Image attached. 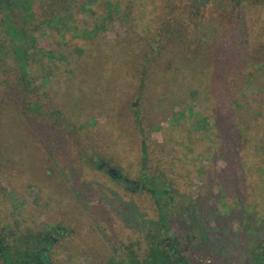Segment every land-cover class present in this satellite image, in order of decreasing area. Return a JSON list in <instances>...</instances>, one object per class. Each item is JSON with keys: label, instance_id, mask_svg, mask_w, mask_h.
<instances>
[{"label": "rangeland", "instance_id": "rangeland-1", "mask_svg": "<svg viewBox=\"0 0 264 264\" xmlns=\"http://www.w3.org/2000/svg\"><path fill=\"white\" fill-rule=\"evenodd\" d=\"M30 11L27 97L0 12V232L14 245L51 232L50 264H129L153 240L188 264H250L264 239V6L30 0ZM256 74L261 83L250 85ZM135 104L146 167L178 194L167 244L141 185Z\"/></svg>", "mask_w": 264, "mask_h": 264}, {"label": "trees", "instance_id": "trees-1", "mask_svg": "<svg viewBox=\"0 0 264 264\" xmlns=\"http://www.w3.org/2000/svg\"><path fill=\"white\" fill-rule=\"evenodd\" d=\"M233 6L238 7L245 4H252L254 6H264V0H229ZM15 0H0V12L3 15L2 25H4L7 34L12 38L13 41V56L17 67L20 71V78L17 82V87L23 90V95L25 97L29 94H33V73L28 67V58L31 56L27 54L32 48V43L35 42L34 37L29 34L28 29H24L27 26L28 17L31 18L30 11V0H21L18 4L20 11L22 13L24 26L17 28L11 22V12H13V7L17 6V3H13ZM13 3V4H12ZM1 25V26H2ZM0 26V27H1ZM28 47V48H27ZM40 55H44L48 61L53 62L62 59V56L56 55L52 50L44 51L38 50ZM143 79L146 77V73H142ZM247 82L250 85H257L261 83V75L256 74L249 76ZM142 87L139 90V97L142 92ZM255 87L252 92L256 93ZM239 93L234 90L232 94L233 105L236 109L241 110L243 106L239 101ZM138 104H135L134 120L139 128V132L142 136L143 144V166L141 169L142 188L147 191L154 200V203L158 209L159 219L157 221V226L159 230H162L165 234V238L162 239L164 244L171 241L174 237L170 235L169 222L171 219V212L173 208H176V197L177 192L171 190L170 184L167 182V178L162 173L154 174L149 172L146 167L147 160V148L145 145V133L142 128L141 114L140 110L137 109ZM25 109L30 112H35L38 109V104L35 102H30V100H24ZM243 121H238L237 129L239 131L240 137H242L246 142H249L250 136L244 127ZM191 202V201H190ZM194 206V203H191ZM192 210V209H191ZM177 212H182L183 214H188V207L179 209ZM193 212V210H192ZM55 232V233H54ZM54 234H58L59 230L55 229ZM55 240L51 232L45 234H38L36 236H27L23 240H18L14 245L10 242V239L4 236L0 232V259L2 264H50L47 259V253L49 246L54 244ZM173 246V244H171ZM166 245L168 250L161 248L160 243H155L151 241L149 246V252L147 256L143 259H138L137 256L131 254L129 264H188L185 259H174L172 252V246ZM176 250V249H175ZM250 264H264V239H262L249 253ZM111 264V263H110ZM112 264H122V262H112Z\"/></svg>", "mask_w": 264, "mask_h": 264}, {"label": "flooded vegetation", "instance_id": "flooded-vegetation-1", "mask_svg": "<svg viewBox=\"0 0 264 264\" xmlns=\"http://www.w3.org/2000/svg\"><path fill=\"white\" fill-rule=\"evenodd\" d=\"M109 173H113V171H112V170H110V171H109ZM135 186L137 187V186H138V184H136Z\"/></svg>", "mask_w": 264, "mask_h": 264}]
</instances>
